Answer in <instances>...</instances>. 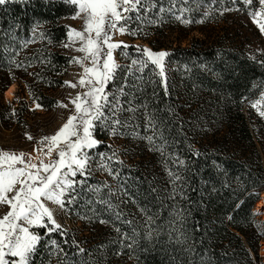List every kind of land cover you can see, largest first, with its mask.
Masks as SVG:
<instances>
[{"label":"trees","instance_id":"16d2710c","mask_svg":"<svg viewBox=\"0 0 264 264\" xmlns=\"http://www.w3.org/2000/svg\"><path fill=\"white\" fill-rule=\"evenodd\" d=\"M197 1L148 0L144 8L151 11L126 14L131 16L130 40L170 53L166 62L171 84L166 91L157 68L139 51L145 46L136 44L126 48L127 60L108 83L123 84L121 120L130 127L117 135L128 143L127 157L133 161L130 156H136L138 164L118 170L117 189L126 190L142 214L139 225L133 224L134 218L122 227L132 257L121 258L119 264L128 260L130 264H262L254 206L264 190V134L240 108L241 96L252 91L262 75L236 51L209 42L205 30L183 44L184 31L195 29L202 14V0L188 11L189 23L176 17ZM75 10L69 0H11L0 5V97L18 82L30 91L32 100L46 110L52 107L55 99L43 91L63 82L71 60L57 47L68 36L62 19ZM170 14L175 36L164 45L155 31ZM153 23L154 28L149 26ZM131 56L139 59L134 67L128 62ZM5 112L0 102V120L7 121ZM13 112L17 111L9 109L11 119ZM145 128L138 138V129ZM109 129H95L103 143L94 152L104 154L109 166L95 168L88 178L95 179L89 181L94 196L73 214L82 223H87L89 209L104 218L115 213L101 206L108 203L103 194L114 188L105 179L118 166L116 162L110 166L108 153L114 152L107 147ZM96 224H88L84 234L76 226L73 232L44 235L50 240H41L29 264H109L106 243L89 253L94 248L89 246L92 235L100 234ZM38 231L44 234L42 228Z\"/></svg>","mask_w":264,"mask_h":264},{"label":"rangeland","instance_id":"374dc122","mask_svg":"<svg viewBox=\"0 0 264 264\" xmlns=\"http://www.w3.org/2000/svg\"><path fill=\"white\" fill-rule=\"evenodd\" d=\"M69 1L71 2V0ZM200 2L197 1V4L188 5L185 9H182L183 11L179 13L182 20H187L189 17H187L188 11H191V6H200ZM74 6L76 7L75 12L62 19V22L68 28V36L66 40L62 41L57 47L59 51L70 56V64L64 71L63 82L55 88L45 89L43 91L55 99L54 104L46 110L37 101L32 100L30 91L25 88V85L20 88L18 82L13 83L14 88L9 96H5L3 91L1 94L2 96L0 97V102L3 104L4 109H6L5 119L7 121H4L3 119L0 120V153H10L18 157L23 153L24 160L30 161L32 164H39L41 160L47 163L49 160L59 159L55 151V145H52L53 152L50 155L47 154L48 147L52 142H42V138L55 135V133L67 123L70 116L75 117L78 115L75 104L72 101H74L78 95L87 93L92 87V84L88 83L80 85L79 81L82 78L85 81H95L99 78L97 73L94 72L85 74V67H92V65L91 61L86 58V52L79 51L85 42H82L76 33H84L88 13L80 11L81 6L79 3H75ZM201 10L202 14L196 20L194 25L195 29L184 31L186 34V40L183 41V44L185 45L190 40L200 37L201 32L205 33L206 31L209 36V39L207 38V40L213 42L216 47L236 51L244 59L258 66L262 78L260 79L259 84L253 87L252 91H248L241 96L240 108L246 114L251 115L256 126L259 128V131H262L264 134V115H262V113H264V31L261 30V26L264 25V5L260 3V0H251V3H246L245 0H202ZM127 21L123 22L121 25L126 29L129 25ZM163 22L164 24H162V26L158 28V31L155 32H158L159 36H161L159 39L163 41L164 45H170L172 37L175 36V33L172 32L174 30L171 29V26L174 25V20L172 19L171 14L168 18H165ZM182 23L186 24L184 22ZM149 26L154 28L155 23ZM201 28L202 30L198 31ZM109 34L112 36V42L122 41L125 45H143L146 47H144V49H148L152 53L167 51L165 49H153L150 44L142 42L139 39L130 40L128 29L124 34H121L118 30H110ZM126 48L127 47L113 49L112 59L109 63H115L119 66L123 64V62L127 60L126 53L128 51ZM139 51L142 52L143 50ZM102 52L106 57V45L103 46ZM142 56L145 57L149 63H152L151 60L155 59V57L150 59L148 54L144 51L142 52ZM73 58H75V60ZM133 61H136L137 63L139 61L138 57H130L128 62L131 67L136 65ZM153 65L157 68L159 73L161 72V67L163 68V75L160 74L163 80L162 84L168 87L171 84V80H168L170 66L166 62V57L160 61L159 65ZM117 72L118 70L116 73ZM115 78L108 83L113 82ZM108 83L105 87V92L110 94L108 96L110 104L104 111L109 119L105 122H95L94 127L90 128V139L98 143H96L91 149L87 147L83 149L89 157L87 161L88 168L85 174H78L75 177L71 175L68 176V181H75V184L72 189L67 190L64 196L61 197V199L65 201V206L63 208H60L57 204L46 199H42V202L53 212L56 224L60 225L58 230L73 232L74 227L78 226L77 231L79 234H84L87 232L88 224L92 225L97 223V226H101V228H99L100 234L98 236L96 234L92 235L94 241L90 242L89 246H94V248L89 249V253L93 255L98 248V244L106 243L109 246L107 250V260H110L109 264H119L121 258H125L126 260L132 257L127 250L126 246H128V242H126V233L123 232L122 227L128 224L130 219L133 220L134 218L133 224L136 226L139 225L142 214L139 213L140 209L135 203L127 198V191L122 190L121 188L117 189V184L120 181L119 178H117V175H119L118 170L125 165L135 167L137 163H135L136 161L134 159L136 156H130L133 158V161L127 157L128 153L131 154V151L128 150V143L125 139H122L121 136L117 135L120 130L130 127L127 122L121 120L120 103L117 105V101L122 102V99L120 98H123V95L121 94L124 92L121 88L123 84H120V87V85L113 86L108 85ZM72 84H76L77 86L72 87ZM97 95H99V93ZM76 102L81 103V106L83 107V101ZM112 105H117V107L113 108ZM9 109L17 111L15 113L13 112L14 119H11L9 116ZM116 120H119L120 123L115 124ZM135 127L136 126H134V129H137ZM96 128H98L100 132H105L107 128H110V136L106 141L107 147L114 152L113 154L108 153L112 163H110V166H113V162H116L118 166L116 167L117 171L111 174V178L106 177L105 179V184L114 188H110L111 191L103 194L108 203L102 204L101 206L111 208L115 213L107 215L106 218H104V216L102 217L98 213L96 214L94 208L89 209L87 211V223H82L79 219L74 218L73 214L76 212L77 208L80 207L81 203L86 202V199L88 201L91 196H94L90 192L93 183H90L89 181L95 179L88 178L89 176H94L95 168L109 166V164H106L105 162L106 157L104 154H98L97 156L96 153L98 152H94L95 149L103 143L102 140L97 139L95 136ZM138 130L140 133L138 132L137 136L141 139L142 135L140 134L144 132L146 128L143 129V131L140 129ZM81 134H83L82 129ZM29 137H31V139H29ZM58 139L63 140V136ZM116 153L118 155H116ZM113 158L116 159L113 160ZM139 158L142 160L141 156H139ZM145 161H147L146 158ZM6 166L7 165L5 164V167ZM115 177L117 179H115ZM59 191L60 189L58 188L54 190L55 193H59ZM8 195H12V193H9ZM263 196L264 190L261 191L258 202L262 200ZM94 201H97V197L93 198V202ZM101 203H104V201ZM257 203L254 206V212L256 219L258 220V228L261 231V238L258 244L261 262L264 264V204L259 207L257 206ZM9 211V204L0 203V219H3ZM41 211L42 210L38 208L36 210L37 215H39ZM10 223H16V221H5L4 225L0 226V228H2L4 232H7L9 231ZM45 224H47V226H44ZM83 225L84 228H81ZM24 226L28 227L32 234L40 237V240L36 244L35 251L30 255L27 261V264H29L32 255L38 249L41 240L44 239L45 242L50 240L45 238L44 235L51 233L48 231V227H52L53 225L48 224L45 219L32 225H27L25 223ZM39 228L44 230V234H41L38 231ZM87 235L91 236L88 233ZM0 252L3 253L2 257H0V264H9V262H11V264H20V257L12 256L6 243L5 246L0 249ZM123 264H130V260L124 261Z\"/></svg>","mask_w":264,"mask_h":264},{"label":"snow or ice","instance_id":"6c2138e0","mask_svg":"<svg viewBox=\"0 0 264 264\" xmlns=\"http://www.w3.org/2000/svg\"><path fill=\"white\" fill-rule=\"evenodd\" d=\"M9 2L11 0H0V5ZM71 2L79 3L80 11L88 13L84 33L77 32L76 35L82 42H85L79 51L86 52V58L91 61L92 65V67H85V74L94 72L99 78L95 81H85L82 78L79 81L80 85L88 83L92 84V87L87 93L78 95L72 101L78 115L70 116L67 123L55 135L42 138V142H52L48 147L47 154L50 155L53 152L52 145H55L59 159H52L47 163L41 160L39 164H32L30 161L24 160L23 153L19 157L10 153H0V203L10 205V211L3 219H0V226L4 225L5 221H16V223H10L7 232L0 228V249L6 243L11 255L20 257V264H27L40 240L39 236L32 234L29 228L24 226L25 223L32 225L46 219L48 224L53 225L48 227L49 232L57 231L60 228V225L56 224L54 220L53 212L45 206L42 199L51 201L60 208L65 206V201L61 197L75 184V181H68V176L75 177L78 174H85L89 157L83 149L85 147L91 149L98 143L90 139V128L94 127L95 122H105L109 119L104 110L109 107L108 96L110 94L105 92V87L110 80L115 78L116 71L120 67L115 63H109L112 59V50L131 47L122 41L112 42L110 30H118L124 34L127 29L121 25L131 19L130 15H126L127 13L136 12L139 14L142 9L151 11L150 8H144L148 0H71ZM245 2L251 3V0H245ZM260 3L264 5V0H260ZM161 11L163 12L164 9L161 8ZM176 19L182 20V17L177 16ZM182 22L189 23L190 21L182 20ZM261 30L264 31V25L261 26ZM105 45L107 46L106 57L102 52ZM143 51L148 54L150 59L155 57L151 62L157 65L164 57L170 55L167 52L152 53L148 49ZM73 59L75 60V58ZM133 63L135 64L136 61ZM143 67H147V64L143 63ZM160 74L163 75L162 67ZM71 86L76 87L77 85L72 84ZM165 90L167 91L166 85ZM98 93L99 95H97ZM76 101H83V107ZM118 103L117 101V105ZM117 105H112V107L116 108ZM128 110L134 111L131 108ZM119 123V120L115 121V124ZM81 129L83 134H81ZM61 136H63V140L58 139ZM57 188L60 189L59 193L54 192ZM9 193L12 195H8ZM38 208L42 210L39 215L36 212ZM2 255L3 253L0 252V257Z\"/></svg>","mask_w":264,"mask_h":264},{"label":"bare ground","instance_id":"6f19581e","mask_svg":"<svg viewBox=\"0 0 264 264\" xmlns=\"http://www.w3.org/2000/svg\"><path fill=\"white\" fill-rule=\"evenodd\" d=\"M14 88V85H11L5 92V96H9ZM264 204V196L262 197V200L257 203V206L261 207ZM264 220V218H263Z\"/></svg>","mask_w":264,"mask_h":264}]
</instances>
